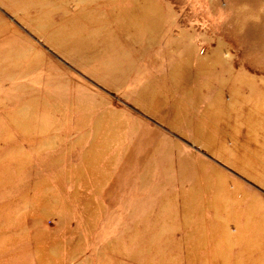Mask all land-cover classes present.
I'll use <instances>...</instances> for the list:
<instances>
[{"label":"rangeland","instance_id":"rangeland-1","mask_svg":"<svg viewBox=\"0 0 264 264\" xmlns=\"http://www.w3.org/2000/svg\"><path fill=\"white\" fill-rule=\"evenodd\" d=\"M91 1L0 0V264H264V0H165L175 60Z\"/></svg>","mask_w":264,"mask_h":264},{"label":"crops","instance_id":"crops-1","mask_svg":"<svg viewBox=\"0 0 264 264\" xmlns=\"http://www.w3.org/2000/svg\"><path fill=\"white\" fill-rule=\"evenodd\" d=\"M75 1L81 4L85 0ZM91 4L93 28L106 30L103 39L99 37L97 42L96 37L94 43L122 46L119 52L131 59L138 54L146 60L154 56L160 60L180 59L182 33L200 27L195 23L184 25L182 13L169 10L165 0H92ZM160 47H165L164 52L167 53L159 52L163 50ZM211 70L215 71V75L219 72L216 68Z\"/></svg>","mask_w":264,"mask_h":264},{"label":"bare ground","instance_id":"bare-ground-1","mask_svg":"<svg viewBox=\"0 0 264 264\" xmlns=\"http://www.w3.org/2000/svg\"><path fill=\"white\" fill-rule=\"evenodd\" d=\"M17 1H18V0H17ZM14 3H16V2H14ZM13 5H14V4H13ZM31 7H32L31 4L28 3V4H27V8L30 9ZM53 28H54V27H53ZM51 29H52V28H51ZM80 30H82V29H80ZM61 31H62V28H61ZM63 31H64V30H63ZM72 31H73V30H72ZM57 32H58V30H57ZM57 32H56V33H57ZM59 32H60V30H59ZM59 32H58V33H59ZM75 32H76V31H75ZM75 32H74L73 34H75ZM84 32H85V31H84ZM61 33H62V32H61ZM61 33H60V35H62L63 37H65V36L63 35V33H62V34H61ZM64 33H65V32H64ZM80 33H82V32H80ZM68 34H69V33H68ZM53 35H54V34H53ZM65 35H67V33H66ZM69 35H70V34H69ZM67 36H68V35H67ZM84 36H85V35H84ZM84 36L82 35V37H84ZM86 36H87V35H86ZM63 37H61V38H63ZM51 38H53V37H51ZM51 38H50V40H51ZM59 38H60V37H59ZM68 38H69V36H68ZM57 39H58V37H57ZM63 39H64V38H63ZM54 40H55V39H54ZM61 40H62V39H61ZM57 41H58V40H57ZM64 41L66 42V39H65ZM55 42H56V41H55ZM62 43L64 44V42H62ZM77 43H78V42H77ZM83 43H84V42H83ZM86 43H87V42H86ZM63 44H62V45H63ZM68 44H69V43H68ZM70 44H71V43H70ZM70 44H69V45H70ZM72 44H73V43H72ZM87 44H88V43H87ZM4 45H5V44H4ZM66 45H67V43H66ZM84 45H85V44H84ZM63 46H65V45H63ZM85 46H86V45H85ZM85 46H84V47H85ZM87 46L89 47V45H87ZM65 47H66V46H65ZM4 48H5V47H4ZM19 48H20V47H19ZM5 49H6V48H5ZM7 49H8V47H7ZM70 49H71L72 52H75V51L78 52V51H80L82 48H81V46H80L79 44H74V45H71L70 47H69V46L67 47V52H68ZM83 49H84V48H83ZM8 51H9V49H8ZM20 51H21V50H20ZM85 51H86V50H85ZM92 51H93V50H92ZM92 51H91V53L94 52V51H93V52H92ZM3 52H4V51H3ZM0 53H1V52H0ZM15 53H16V52H15ZM18 53H19V52H18ZM21 53H22V52H21ZM70 53H71V52H70ZM87 53H88V52H87ZM13 55H14V53H13ZM71 55H72V54H71ZM79 55H80V54H79ZM15 56H16V55H15ZM73 56H74V55H73ZM88 56L90 57V54H89ZM95 56H96V55H95ZM80 57H81V55H80ZM93 57H94V56H93ZM91 58H92V57H91ZM10 59H11V58H10ZM13 59H14V58H12V60H13ZM16 59H17V58H16ZM87 59H88V57H87ZM20 60H21V59H20ZM88 60H90V58H89ZM88 60H87V61H88ZM92 60H93V59H92ZM82 61H83V60H82ZM83 64H86V63H83ZM87 64H88V63H87ZM13 68H14V67H13ZM1 69H2V68H1ZM4 70H5V69H4ZM13 70H15V69H13ZM25 70H26V69H25ZM93 70H94V69H93ZM31 71H32V70H31ZM95 71H96V70H95ZM93 72H94V71H93ZM1 73H2V72H1ZM26 73H27V72H26ZM12 75H13V74H12ZM46 79H47V78H46ZM56 80H57V79H56ZM57 88H58V85H57ZM40 116H41V115H40ZM24 118H25V117H24ZM100 132H101V131H100ZM208 143H209V142H208ZM209 145H211V144H209ZM207 147H208V146H207ZM209 148H210V147H209ZM218 148H219V147H218ZM37 151H38V150H37ZM196 189H197V188H196ZM226 189H227V188H226ZM226 189H225V190H226ZM194 191H195V190H194ZM223 192H224V191H223ZM220 193H221V192H220ZM229 193H230V192H229ZM197 196H198L197 194L192 195V197H197ZM223 196H224V195H223ZM219 197H220V196H219ZM219 197H218V198H219ZM226 197H227V196H226ZM46 198H47V197H46ZM220 198H222V197H220ZM220 198H219V199H220ZM31 202H32V201H31ZM44 202H45V201H44ZM91 208H92V207H91ZM89 210H90V209H89ZM89 210H88V211H89ZM91 217H92V216H91ZM91 219H92V218H91ZM91 227H92V226H91ZM53 258H54V257H53ZM44 259H45V258H44Z\"/></svg>","mask_w":264,"mask_h":264}]
</instances>
